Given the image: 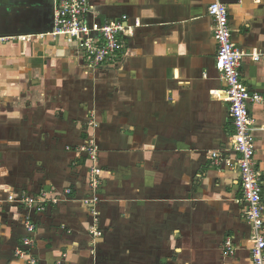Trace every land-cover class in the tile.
Listing matches in <instances>:
<instances>
[{
	"label": "crops",
	"instance_id": "crops-1",
	"mask_svg": "<svg viewBox=\"0 0 264 264\" xmlns=\"http://www.w3.org/2000/svg\"><path fill=\"white\" fill-rule=\"evenodd\" d=\"M147 1L140 8L141 0H130L123 12L135 108L117 127L122 156L129 155L132 165L102 170V234L92 237V217L82 202L87 176L63 166L71 154L63 147L77 139L73 120L81 96L74 85L82 78L72 74L82 69L76 53L62 37L33 36L50 28L52 0H0V36L7 37L0 44V264L23 263L13 250L25 235L26 210L9 200L49 186L63 199L31 214L37 222L32 254L39 264L62 254L71 264H251L237 170L210 158L213 151L223 159L233 156L227 93L207 14L211 0ZM222 1L234 42L248 54L263 53L264 0ZM95 10L101 21L121 18L109 8ZM66 69L74 71L61 77ZM240 72L248 87L264 91V60L245 56ZM125 88H118V100L124 101ZM251 111L264 214V105ZM106 161L111 163L103 151L97 165ZM66 187L72 189L68 196ZM227 235L235 243L232 255L221 249ZM169 243H176L174 252Z\"/></svg>",
	"mask_w": 264,
	"mask_h": 264
},
{
	"label": "built area",
	"instance_id": "built-area-1",
	"mask_svg": "<svg viewBox=\"0 0 264 264\" xmlns=\"http://www.w3.org/2000/svg\"><path fill=\"white\" fill-rule=\"evenodd\" d=\"M92 8V0H52L50 28L44 33L33 36L37 38L48 36L53 40L62 37L75 51L76 59L85 71L113 67L123 52L129 26L124 17L101 21L95 16ZM207 14L213 22L212 37L217 45L215 67L225 84L227 93L228 115L232 124L229 141L233 153L231 158L223 159L220 152L213 151L210 153V158L215 165L225 163L237 170L240 199L244 205V219L249 225L250 261L251 264H264L262 180L255 160L253 136L255 127L251 111V106L255 104L264 105V91L248 87L240 72L241 61L245 56H250L253 61H260L264 60V52L248 54L238 47L232 38L228 8L222 0H211L207 5ZM28 36L30 35H19L18 38L25 39ZM6 40L7 37L0 36V44ZM81 150H84V147ZM77 153L80 154V150ZM95 154V152L91 153L94 164L89 169L86 181L87 192L82 198L92 217V225L89 229L92 237L102 234L98 227L97 209L102 168L97 165ZM77 157L80 158V155ZM71 191V188L66 187L62 193L68 196ZM22 195L25 196L19 201L26 210V214L21 218L25 235L15 246L13 254L23 260L22 264H39V259L32 254L37 222L31 214L43 213L63 198L56 193L53 186L42 188L34 194ZM223 248L226 255L234 253L235 243L232 235L225 237ZM51 264L71 263L66 255L62 254Z\"/></svg>",
	"mask_w": 264,
	"mask_h": 264
},
{
	"label": "rangeland",
	"instance_id": "rangeland-1",
	"mask_svg": "<svg viewBox=\"0 0 264 264\" xmlns=\"http://www.w3.org/2000/svg\"><path fill=\"white\" fill-rule=\"evenodd\" d=\"M141 1L142 2L140 8L146 7L145 5L150 4V1ZM97 2L98 3L92 2L93 13L96 17L101 13H99V10H95V5L100 9L103 8L105 13H108V8L110 9V11L114 10L115 15L120 13L119 17H124L123 19L127 21L128 17L124 13H126L127 10L130 9V0H119L117 2H114V0H98ZM128 35L129 33L126 32L125 39ZM126 42L127 40H125L123 52H121L120 57L112 68L85 71L84 69H82L83 67L80 66L82 70L76 68L75 72H73L74 70L72 69H66L61 72V77H68V74L73 72L72 76L75 75L76 77L82 78L80 80H77L78 87L74 85V88L78 91V95L81 96L77 99V112L73 120L75 121L74 124L76 125L75 127L77 130V139L76 141L74 140V142H70L69 145L63 147L65 148L64 151L71 153L70 158H67L66 164H64L63 166L73 168L72 172L75 175H88L90 167L92 166V164H94L91 157V153L94 152L96 153L95 155L97 158V164L98 161H100V156L103 155V151H106V153L110 157L111 163H108V161H106L103 162L105 164H102L101 166L102 170L104 171L107 169H112V171L116 173L120 170L119 168L125 170L127 168H130L132 165L131 160H128L129 155L122 156V147L124 146L122 145V139L119 136L120 131L122 132V130H118L119 127H117V123H119L118 120L120 121L121 119L124 120L126 117H130L133 108H135L132 104V86L135 81L133 77L136 76L132 75V48L131 46L129 47ZM128 47L129 50H127L126 52V49H128ZM122 65H124L123 68ZM66 84L68 83L63 82V84L61 85V89H66L68 87L66 86ZM121 86H126L125 89H128L126 91V96H123L124 101L118 100L117 97V90ZM125 110L128 111V113L123 114L124 112H126ZM107 111H109V114H107ZM101 115L103 119L108 116V119L105 118V120L103 121V123L107 124H103L101 123V121H99L98 118ZM118 115L121 116L119 119ZM121 123L122 122L120 121V124ZM102 128H104L105 130ZM103 131L105 133H108L103 134ZM82 147H84V150H81ZM78 150H80V154L77 153ZM129 151L133 152V149L131 148ZM76 155H80V158H76L75 160L74 157H76ZM61 163L62 161L60 162V164ZM119 164L121 165V167L119 166ZM114 175L116 176V174ZM108 179H110V177ZM24 196L25 195L17 194L15 195L14 199L11 201L9 200V202L17 203V206L24 208L23 204H21L19 201V199L23 198ZM7 198L8 196L6 197V200ZM169 247L171 248L172 252H174V249L175 247H177V245L176 243H169ZM222 248L223 247H221V249ZM222 251L224 250L222 249ZM171 256H173V253Z\"/></svg>",
	"mask_w": 264,
	"mask_h": 264
}]
</instances>
